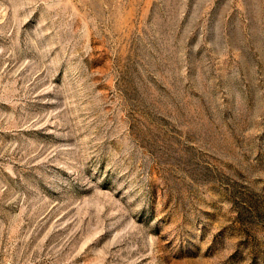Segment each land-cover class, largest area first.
<instances>
[{"label": "rangeland", "instance_id": "obj_1", "mask_svg": "<svg viewBox=\"0 0 264 264\" xmlns=\"http://www.w3.org/2000/svg\"><path fill=\"white\" fill-rule=\"evenodd\" d=\"M0 264H264V0H0Z\"/></svg>", "mask_w": 264, "mask_h": 264}]
</instances>
